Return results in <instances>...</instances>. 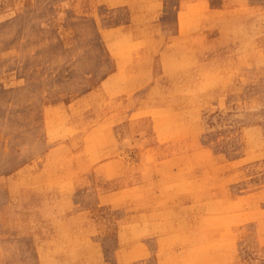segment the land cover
<instances>
[{
	"label": "rangeland",
	"instance_id": "obj_1",
	"mask_svg": "<svg viewBox=\"0 0 264 264\" xmlns=\"http://www.w3.org/2000/svg\"><path fill=\"white\" fill-rule=\"evenodd\" d=\"M0 264H264V0H0Z\"/></svg>",
	"mask_w": 264,
	"mask_h": 264
},
{
	"label": "bare ground",
	"instance_id": "obj_2",
	"mask_svg": "<svg viewBox=\"0 0 264 264\" xmlns=\"http://www.w3.org/2000/svg\"><path fill=\"white\" fill-rule=\"evenodd\" d=\"M69 1V0H68ZM185 3V2H184ZM189 4V3H188ZM192 5V4H191ZM111 7V6H110ZM193 12V11H192ZM192 14V13H191ZM198 15V14H197ZM155 36V35H154ZM126 50V49H125ZM147 51V50H146ZM121 54V53H120ZM231 70V69H230ZM135 73V72H134ZM229 74V73H228ZM223 78V77H222ZM147 99V98H146ZM255 101V100H254ZM149 109V108H148ZM176 109V108H175ZM51 111V110H50ZM162 119H163V117H162ZM197 119V118H196ZM117 120V119H116ZM154 124V123H153ZM159 124H160V122H159ZM200 127V126H199ZM97 134V133H96ZM164 137V136H163ZM160 141V140H159ZM146 147V146H145ZM55 163V162H54ZM52 203V202H51ZM142 212V211H141ZM56 214V213H55ZM54 214V215H55ZM47 217V216H46ZM71 220V219H70ZM56 225V224H55ZM55 228V227H54ZM205 237V236H204ZM52 240V239H51ZM52 245V244H51ZM50 247V246H49ZM50 250V249H49ZM83 253V252H82ZM47 254V253H46ZM45 255V254H44Z\"/></svg>",
	"mask_w": 264,
	"mask_h": 264
},
{
	"label": "crops",
	"instance_id": "obj_3",
	"mask_svg": "<svg viewBox=\"0 0 264 264\" xmlns=\"http://www.w3.org/2000/svg\"><path fill=\"white\" fill-rule=\"evenodd\" d=\"M178 8H180V4H178L177 10H178ZM175 12H176V11H175Z\"/></svg>",
	"mask_w": 264,
	"mask_h": 264
}]
</instances>
